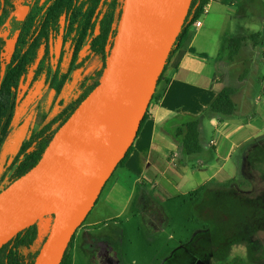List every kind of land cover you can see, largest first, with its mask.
I'll use <instances>...</instances> for the list:
<instances>
[{"label": "trees", "instance_id": "1", "mask_svg": "<svg viewBox=\"0 0 264 264\" xmlns=\"http://www.w3.org/2000/svg\"><path fill=\"white\" fill-rule=\"evenodd\" d=\"M124 0H0V152L15 117L19 102L27 91L38 82L55 93L56 110L49 120L45 115L40 129L32 132L21 142L17 155L12 159L0 177V193L13 182L28 173L40 161L55 133L69 119L77 107L95 89L105 67V59L113 46ZM207 0H192L188 14L167 58L164 70L183 55L189 34L200 19ZM29 3L31 10L10 42L3 35V29L12 20L17 9ZM258 35L250 39H258ZM244 39H229L225 45V56L232 62L244 45ZM259 42V41H258ZM258 43L256 42L255 45ZM94 59L100 62V69L77 83L74 97L60 100L65 88L72 82V76L81 73ZM25 85L26 90L23 89ZM235 89L221 87L208 112L219 119L233 116L235 106L232 96ZM154 96L152 98V101ZM151 101V103H152ZM150 103V104H151ZM150 106V105H149ZM148 119L146 112L137 136ZM175 136L188 156L201 152L199 119L177 129ZM133 150H128L117 168L123 167ZM245 154L241 173L243 180H230L218 188L201 186L190 192L186 198L193 208L192 221L202 226L179 254H188L189 249L207 248L214 264L227 262L232 248L245 245L246 258L259 263L264 255V246L256 235L264 231V193L248 197V190L264 188V137L244 147ZM146 210V207H144ZM49 228L52 223L50 218ZM38 224V223H37ZM17 234L0 250V264H34L41 244L38 225ZM72 237L61 264H73ZM194 264H204L201 255L192 256ZM233 259L229 264H237Z\"/></svg>", "mask_w": 264, "mask_h": 264}, {"label": "crops", "instance_id": "2", "mask_svg": "<svg viewBox=\"0 0 264 264\" xmlns=\"http://www.w3.org/2000/svg\"><path fill=\"white\" fill-rule=\"evenodd\" d=\"M260 2L215 0L201 26L191 29L183 55L175 62L178 64L166 69L156 87L147 110L148 119L136 137L130 156L123 167L116 168L75 236L73 264L81 260L79 254L85 255L81 254L83 250L92 253L89 258L95 264H115L118 255L109 238L97 235L110 227L121 228L133 219L127 212L138 187L141 195L137 209L156 221V213L158 219L160 215L164 218L159 203L184 198L201 186L218 188L230 180L237 181L243 166L244 147L264 137V86L260 93H254L245 77L238 79L237 87H229L226 71L233 61L226 59L224 49L229 39H246L236 38L234 28L243 32L247 24L243 11L255 7L261 13L264 7ZM262 23L264 27V19ZM261 47L259 63L264 66V43ZM250 67L259 74L258 64ZM261 82L264 85V76ZM221 87L236 90L232 96L234 114L225 119L208 113ZM155 100L159 106L154 104ZM196 119L200 123L201 152L188 156L175 131ZM144 187L157 196L151 199ZM149 206L156 213H146L144 207L149 210Z\"/></svg>", "mask_w": 264, "mask_h": 264}, {"label": "water", "instance_id": "3", "mask_svg": "<svg viewBox=\"0 0 264 264\" xmlns=\"http://www.w3.org/2000/svg\"><path fill=\"white\" fill-rule=\"evenodd\" d=\"M192 0H124L95 89L55 133L40 161L0 193V250L52 218L34 264H61L72 237L133 146ZM30 6L17 9L25 22Z\"/></svg>", "mask_w": 264, "mask_h": 264}, {"label": "rangeland", "instance_id": "4", "mask_svg": "<svg viewBox=\"0 0 264 264\" xmlns=\"http://www.w3.org/2000/svg\"><path fill=\"white\" fill-rule=\"evenodd\" d=\"M30 1L32 2L33 0ZM258 1L260 2V0ZM262 1L263 3L260 2V4L264 7V0ZM24 5L30 6L29 3H24L21 6ZM243 12L246 17V27L243 32L241 31L242 29L237 32V29L235 31L234 28V36L236 38L244 36L246 39L244 46L234 58L233 64L226 71L230 78L228 85L229 87H234L235 85L237 87L238 79L243 80L246 77L247 82L252 84L253 92L260 93V88L264 86L261 82V78L264 76V66L262 62L259 63L262 54L261 43H264V27L262 25L264 9L259 13L255 7H248ZM18 29L19 27L13 22L12 18L2 32L4 37L10 42V39L17 33ZM254 35H258L259 38L257 40L250 39ZM256 42L258 43L257 45H255ZM253 63L258 64L259 74L252 71L250 65ZM99 69L100 62L94 59L87 65L83 72L74 74L72 76V82L65 88L60 100L66 102L74 97L78 88L77 83ZM23 89L26 90L25 85ZM26 91L25 98L19 102L16 109L10 132L0 152V177L5 172V166L10 164L12 159L17 155L21 142L26 140L32 132L41 128L45 115L50 120L57 109L53 104L55 93L46 89L43 82L34 84L31 89ZM207 136L208 134L205 133V137ZM242 180L243 175L240 170L237 183ZM213 188V186H210L211 190ZM144 189L151 199L157 196V193L148 187H144ZM140 190L139 187L136 189L133 202L127 212L128 217L133 219L121 228L110 227L97 235L99 238H109L112 248L118 255L115 264H118L117 261L119 264H194L192 262L194 253L204 257V264H214L213 259L208 256L209 249L207 248L198 250L196 247H193L189 249L188 254H179L174 257L178 250L183 249L203 230L199 223L193 222L191 219L193 216V208L188 199L184 197L175 201H169L165 204L159 203L161 212L164 215V218L160 215V219H158L154 208L150 206L149 210L146 208V213H156L155 220L158 222L156 224L153 218L145 216L143 212L137 209V203L141 195ZM248 191L247 196L251 198L258 195V193H264V188L260 187L258 190ZM156 210L161 214L160 210L157 208ZM50 221V218H46L38 222L40 237L36 247L41 244L43 237L49 232ZM79 231L78 229L75 236L79 234ZM255 239L264 246V231L258 233ZM81 254L85 255H78L81 257V260H78L77 264H95L93 262L94 260L89 258L92 255L91 252L88 253L86 250H83ZM86 256L88 260L85 259ZM236 258L240 260L237 264H264V255L259 263L247 260L244 244L232 248L227 262L224 264H229Z\"/></svg>", "mask_w": 264, "mask_h": 264}, {"label": "built area", "instance_id": "5", "mask_svg": "<svg viewBox=\"0 0 264 264\" xmlns=\"http://www.w3.org/2000/svg\"><path fill=\"white\" fill-rule=\"evenodd\" d=\"M215 0H207L205 5L203 6L202 12H201V17L200 19L194 24L193 28H199L201 26L202 19L208 14L210 7L214 3ZM264 60V58H263ZM152 104V103H151ZM154 104L156 106H159L158 100H155Z\"/></svg>", "mask_w": 264, "mask_h": 264}, {"label": "flooded vegetation", "instance_id": "6", "mask_svg": "<svg viewBox=\"0 0 264 264\" xmlns=\"http://www.w3.org/2000/svg\"><path fill=\"white\" fill-rule=\"evenodd\" d=\"M31 6V5H30Z\"/></svg>", "mask_w": 264, "mask_h": 264}]
</instances>
